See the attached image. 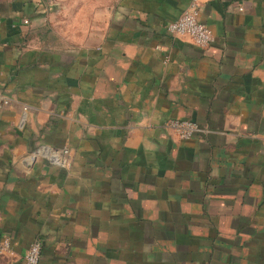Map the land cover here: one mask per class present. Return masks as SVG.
I'll list each match as a JSON object with an SVG mask.
<instances>
[{
  "label": "crops",
  "instance_id": "0c3cea01",
  "mask_svg": "<svg viewBox=\"0 0 264 264\" xmlns=\"http://www.w3.org/2000/svg\"><path fill=\"white\" fill-rule=\"evenodd\" d=\"M191 1L0 0V264H264V0Z\"/></svg>",
  "mask_w": 264,
  "mask_h": 264
},
{
  "label": "built area",
  "instance_id": "2783aa9c",
  "mask_svg": "<svg viewBox=\"0 0 264 264\" xmlns=\"http://www.w3.org/2000/svg\"><path fill=\"white\" fill-rule=\"evenodd\" d=\"M166 30L177 36L188 37L194 44L206 46L213 40L210 28L198 19V5L196 0H192L190 5L175 20L166 24ZM180 137H190L197 129V125L188 120L172 119L168 123ZM54 162L58 165L66 166L69 163L68 149L56 150L53 155ZM10 251V242L7 238L0 241V256ZM41 253L39 241L32 242L27 248L22 264H38Z\"/></svg>",
  "mask_w": 264,
  "mask_h": 264
}]
</instances>
